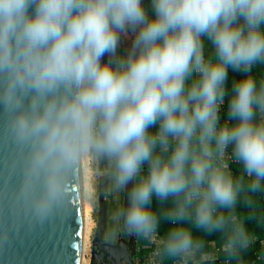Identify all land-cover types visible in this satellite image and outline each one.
I'll use <instances>...</instances> for the list:
<instances>
[{
	"label": "clouds",
	"instance_id": "clouds-1",
	"mask_svg": "<svg viewBox=\"0 0 264 264\" xmlns=\"http://www.w3.org/2000/svg\"><path fill=\"white\" fill-rule=\"evenodd\" d=\"M129 32L131 47L120 55ZM257 64L264 0H0V106L18 138L32 143V173L44 177L36 216L56 208L61 169L90 153L109 161L116 190L132 183L115 216L157 242L161 264L205 255L193 229L220 236L225 264H247L255 242L247 223L264 226ZM229 70L243 74L230 89ZM162 222L172 227L160 237Z\"/></svg>",
	"mask_w": 264,
	"mask_h": 264
},
{
	"label": "water",
	"instance_id": "water-1",
	"mask_svg": "<svg viewBox=\"0 0 264 264\" xmlns=\"http://www.w3.org/2000/svg\"><path fill=\"white\" fill-rule=\"evenodd\" d=\"M32 143L11 127L0 106V264H81L83 190L79 154L60 171L61 195L44 218L34 211L46 190L32 173Z\"/></svg>",
	"mask_w": 264,
	"mask_h": 264
},
{
	"label": "rangeland",
	"instance_id": "rangeland-1",
	"mask_svg": "<svg viewBox=\"0 0 264 264\" xmlns=\"http://www.w3.org/2000/svg\"><path fill=\"white\" fill-rule=\"evenodd\" d=\"M145 4L147 6L148 0H145ZM132 40L133 33L122 34L117 53L125 54L131 47ZM212 52L211 43L205 41V55L210 56ZM254 68L259 78H264V64H257ZM85 155L89 171L88 191L91 221L88 242L85 243L86 251L83 252L84 260H81V264H114V259L119 256L117 251L119 242H123L130 253L131 262L124 261V264H150L148 260L153 255L157 245L124 230L115 216L119 208L127 205L128 190L131 189L132 183L129 182L124 190H116L113 187L112 168L109 161L106 158H97L90 153H85ZM227 162L230 169L233 170L236 163L231 160ZM113 229L117 233L115 238L111 235ZM160 237H162L161 234ZM205 242V252L221 253L220 246L222 245L218 240L207 237ZM156 261L161 264L159 257ZM163 264H171V262L165 261ZM181 264H188V259L182 261Z\"/></svg>",
	"mask_w": 264,
	"mask_h": 264
},
{
	"label": "trees",
	"instance_id": "trees-1",
	"mask_svg": "<svg viewBox=\"0 0 264 264\" xmlns=\"http://www.w3.org/2000/svg\"><path fill=\"white\" fill-rule=\"evenodd\" d=\"M255 71L256 70L253 67L252 75L259 81L260 78H259V76L257 75V73ZM242 75L243 74H241V73H236V72H233L232 70H229V74H228V87H229V89L231 88L232 81L241 79ZM226 120H227V98H226V101H225V106H224L223 110L221 111V122L223 123ZM153 131H154V129H153ZM231 171H232V173H234V175H239L241 173V166L236 164L234 166V169L231 170ZM152 206L157 211H159L160 207H161L160 204L157 201H155V200L153 201V205ZM237 211L239 213H241V214H246L248 210L246 208L242 207V206H238ZM170 227H172V225L170 223L162 222L160 224L159 234H161V236L163 237L167 233V231L169 230ZM247 227H248L249 231L254 233V234H261L262 231H263L262 225L258 224L255 220L248 221ZM193 234L195 236L202 237L204 240L207 237H213L214 239H216L219 242H221L220 236L218 234L206 235V234H204L202 232H199V231H197L195 229H193ZM205 250H206V248H205ZM251 254H252V251L250 249H248V251L244 254V260H246L248 257H250ZM195 257H200V256L197 255Z\"/></svg>",
	"mask_w": 264,
	"mask_h": 264
},
{
	"label": "bare ground",
	"instance_id": "bare-ground-1",
	"mask_svg": "<svg viewBox=\"0 0 264 264\" xmlns=\"http://www.w3.org/2000/svg\"><path fill=\"white\" fill-rule=\"evenodd\" d=\"M85 153L81 152L79 154L80 160V170H81V179H82V190H83V225H82V251H81V260L83 261V252L85 250V243L90 233V221H91V208L89 205V191H88V169L85 159ZM88 242V241H87ZM87 248V247H86ZM86 251V250H85ZM117 251L119 256L114 259V264H124V261L131 262L130 253L127 250V247L123 242H119L117 246Z\"/></svg>",
	"mask_w": 264,
	"mask_h": 264
},
{
	"label": "built area",
	"instance_id": "built-area-1",
	"mask_svg": "<svg viewBox=\"0 0 264 264\" xmlns=\"http://www.w3.org/2000/svg\"><path fill=\"white\" fill-rule=\"evenodd\" d=\"M224 105L222 106V109L224 108ZM260 202L264 205V197H260ZM262 228V233L255 234V242L249 248L252 251V254L245 260L247 264H264V260L259 258L260 254L264 253V226H262ZM152 243L157 245L156 241H153ZM155 250L156 249H154L153 255L148 260L150 264H159L156 261L157 256L155 255ZM188 264H225V257L224 255L221 256L218 252H206L202 257L188 258Z\"/></svg>",
	"mask_w": 264,
	"mask_h": 264
},
{
	"label": "crops",
	"instance_id": "crops-1",
	"mask_svg": "<svg viewBox=\"0 0 264 264\" xmlns=\"http://www.w3.org/2000/svg\"><path fill=\"white\" fill-rule=\"evenodd\" d=\"M221 243V242H220ZM220 248H222V246H220ZM221 256L223 255V252H222V250H221V253H219Z\"/></svg>",
	"mask_w": 264,
	"mask_h": 264
}]
</instances>
